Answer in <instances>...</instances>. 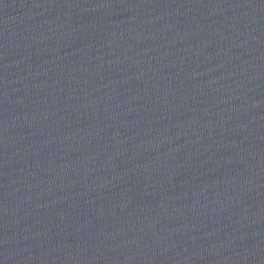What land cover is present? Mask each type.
Wrapping results in <instances>:
<instances>
[{
	"label": "water",
	"instance_id": "95a60500",
	"mask_svg": "<svg viewBox=\"0 0 264 264\" xmlns=\"http://www.w3.org/2000/svg\"><path fill=\"white\" fill-rule=\"evenodd\" d=\"M0 264H264V0H0Z\"/></svg>",
	"mask_w": 264,
	"mask_h": 264
}]
</instances>
